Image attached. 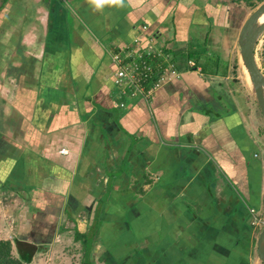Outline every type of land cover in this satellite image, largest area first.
<instances>
[{
	"label": "crops",
	"instance_id": "0c3cea01",
	"mask_svg": "<svg viewBox=\"0 0 264 264\" xmlns=\"http://www.w3.org/2000/svg\"><path fill=\"white\" fill-rule=\"evenodd\" d=\"M229 9L0 0V238L14 255L200 264L220 250L258 262L249 211L264 212V169L259 147L237 136L247 133L245 99H226L223 87L239 91L242 21L234 27ZM127 64L140 78L135 95L115 82Z\"/></svg>",
	"mask_w": 264,
	"mask_h": 264
},
{
	"label": "rangeland",
	"instance_id": "374dc122",
	"mask_svg": "<svg viewBox=\"0 0 264 264\" xmlns=\"http://www.w3.org/2000/svg\"><path fill=\"white\" fill-rule=\"evenodd\" d=\"M215 1V0H213ZM220 2H226L229 5V11H228V16H231V22L233 24L234 27H238L239 24L243 23V21L245 20V18L251 13L252 10H249L247 8L244 7V5H238L236 3H232L230 0H218ZM230 20V18H229ZM241 23V25H242ZM241 27V26H240ZM260 45L258 46L259 49ZM237 45H236V49L234 52V60H236L237 62ZM232 59V60H233ZM259 59V58H258ZM234 80L235 82H237L238 86H239V91L233 89V85L232 83H224V89L226 92V99H230V98H236V94H241L242 95V99L245 101L242 102L243 107H244V113L245 116L242 117L240 114V120L243 122V126H244V130L247 132L245 133V136H239L237 135L241 140L243 138H247L249 137L251 140L250 143V147L255 149L257 146L259 147V151H257V153L255 155L252 154L253 159L255 160H262L260 163V170L263 171L264 169V123L262 121L260 112L258 107L256 106L255 102L252 99V96L249 94L248 92V88H247V84L246 81L244 79L245 76H243L241 69L238 65V63L235 66L234 69ZM245 94V95H244ZM247 135V136H246ZM257 145V146H256ZM243 147L240 148V152L243 153ZM258 158V159H257ZM255 164H257L254 161ZM262 176V177H261ZM257 178L260 180L261 178L264 179V172L263 175H261V173L259 172V174L257 175ZM126 190H129V188H125ZM129 194V192H128ZM257 213L260 215H262L263 219L262 222H260L257 226H255V230L257 232V235L263 225L264 222V212L260 213L258 212V210H256ZM141 221V220H140ZM254 226V225H253ZM198 229H192V234H189L187 236V241H188V245L187 247H193L195 244H197L196 241H198V237L197 235L199 234V232H197ZM236 239V238H235ZM235 239L233 241H235ZM242 241V240H241ZM240 241V242H241ZM221 242V241H220ZM223 244V243H220ZM238 244V243H237ZM236 244V245H237ZM198 246V245H197ZM237 246H235L236 248ZM234 248V249H235ZM189 251H187L188 254ZM219 254H208L207 256H205V260H203L202 263L200 264H262L261 262H254L253 260L250 262V260H243L242 257H244V255L242 254H238L237 256L239 257V259H233V257H227V258H219V255L226 253L225 251H220L218 252ZM255 254V255H254ZM224 255V254H223ZM253 256H256V253L253 251ZM208 259V260H207ZM126 260V259H125ZM223 260V262H222Z\"/></svg>",
	"mask_w": 264,
	"mask_h": 264
},
{
	"label": "water",
	"instance_id": "95a60500",
	"mask_svg": "<svg viewBox=\"0 0 264 264\" xmlns=\"http://www.w3.org/2000/svg\"><path fill=\"white\" fill-rule=\"evenodd\" d=\"M264 1L257 5L243 21L237 36V63L246 81L249 94L259 109L264 123V71L258 59V46L264 37ZM258 261L264 264V224L255 242Z\"/></svg>",
	"mask_w": 264,
	"mask_h": 264
},
{
	"label": "trees",
	"instance_id": "16d2710c",
	"mask_svg": "<svg viewBox=\"0 0 264 264\" xmlns=\"http://www.w3.org/2000/svg\"><path fill=\"white\" fill-rule=\"evenodd\" d=\"M232 3H236L238 5L242 4L245 8L249 10H253L257 5H259L264 0H230ZM258 58L261 64V67L264 71V37L262 38V42L258 49ZM242 99V95L239 97ZM34 253L33 248H29V250L24 251L20 250L19 255H14L12 251V243L9 240L0 238V264H27L31 259Z\"/></svg>",
	"mask_w": 264,
	"mask_h": 264
},
{
	"label": "built area",
	"instance_id": "2783aa9c",
	"mask_svg": "<svg viewBox=\"0 0 264 264\" xmlns=\"http://www.w3.org/2000/svg\"><path fill=\"white\" fill-rule=\"evenodd\" d=\"M128 63V62H127ZM136 65L132 64V65H119V68L116 71V78H115V82L117 84H119L120 86L126 87L130 90H128L129 92L133 90L132 94H137L138 91H140L139 88H137L136 86H139V82H137V78H139L138 76H135V70H136ZM145 71H150L151 67L150 65L146 64L142 67ZM141 74L143 73L142 71L140 72ZM144 74V73H143ZM172 74V72H171ZM170 76H168L169 79ZM140 79V78H139ZM165 77L163 78V76L160 78L161 81H164ZM133 88V89H131ZM61 153H64V150H60ZM250 215H251V220H252V225L257 226L260 222H262L260 216L258 215L257 211L253 208L250 209ZM264 224V222H263Z\"/></svg>",
	"mask_w": 264,
	"mask_h": 264
},
{
	"label": "clouds",
	"instance_id": "9594fccd",
	"mask_svg": "<svg viewBox=\"0 0 264 264\" xmlns=\"http://www.w3.org/2000/svg\"><path fill=\"white\" fill-rule=\"evenodd\" d=\"M93 10H100L105 5H121L123 0H87Z\"/></svg>",
	"mask_w": 264,
	"mask_h": 264
},
{
	"label": "bare ground",
	"instance_id": "6f19581e",
	"mask_svg": "<svg viewBox=\"0 0 264 264\" xmlns=\"http://www.w3.org/2000/svg\"><path fill=\"white\" fill-rule=\"evenodd\" d=\"M263 19H264V17L261 18V20H263ZM244 76H245V79L247 80V82L249 83V77H248L246 72H244Z\"/></svg>",
	"mask_w": 264,
	"mask_h": 264
}]
</instances>
